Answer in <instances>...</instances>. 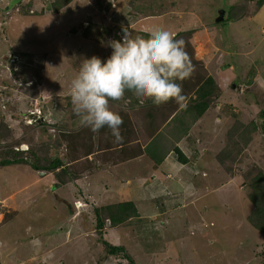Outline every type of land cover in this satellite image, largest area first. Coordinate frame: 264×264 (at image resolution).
Listing matches in <instances>:
<instances>
[{
	"label": "rangeland",
	"instance_id": "rangeland-1",
	"mask_svg": "<svg viewBox=\"0 0 264 264\" xmlns=\"http://www.w3.org/2000/svg\"><path fill=\"white\" fill-rule=\"evenodd\" d=\"M54 1L0 0V160L13 150L32 163L35 158L29 151H33L38 163L46 164L44 158L59 153L64 166L68 164L60 134L82 127L73 113L71 80L83 59L96 56L106 61L112 52L109 43L115 40L114 33L100 40L84 37L89 25L95 31L100 26L126 28L133 36L163 28L175 33L176 39L189 41L197 69L214 78V107L204 114L203 122L210 129L222 127L216 158L226 174L242 181L243 189L238 190L237 182L225 183L212 195L215 199L207 203L203 196L182 210L180 201L141 202L144 218L116 227L106 220L103 230L97 231L95 207L118 202L112 192L105 198L100 195L101 180L107 181L103 174L94 172L99 189L93 194L109 201L83 211L94 198L81 200L83 205L75 201V187L66 182L67 176L48 172L55 177L52 183L51 177L43 178L29 165L0 167V217H13L0 226V257H5L0 264H131L124 254L109 256L104 240L125 247L135 264H264V232L248 220L255 209L251 197L256 194L249 186L253 168L264 173V134L260 129L253 132L246 146L237 142V136H227L234 120L258 124L264 120V26L256 25L257 0H72L52 10ZM231 8L233 16L241 18H230ZM220 9L225 10V18L215 26ZM186 30L191 37L181 35ZM117 35L122 41L123 33ZM252 66L258 68L253 78ZM248 83L246 96L240 85ZM249 96L252 101L247 103L244 98ZM37 107L58 127H47L42 134L37 122L28 121V113ZM109 107L117 114L132 108L116 101H110ZM181 113L183 121L173 128L178 134L201 120L191 124L194 111L187 112L190 119ZM103 139L119 144L113 136ZM157 141L161 143L162 137ZM147 157L143 164H157L154 156ZM123 171L133 173L128 168ZM143 172L144 168L139 173ZM56 183L61 186L55 188ZM65 201L75 211L71 213Z\"/></svg>",
	"mask_w": 264,
	"mask_h": 264
},
{
	"label": "trees",
	"instance_id": "trees-1",
	"mask_svg": "<svg viewBox=\"0 0 264 264\" xmlns=\"http://www.w3.org/2000/svg\"><path fill=\"white\" fill-rule=\"evenodd\" d=\"M72 0H55L54 3H52L51 9L52 10H59L66 4L70 3ZM257 10L264 4V0H257ZM234 8H231L229 11V16L232 19H239V17L233 16ZM214 18V17H213ZM224 20V19H223ZM222 20V21H223ZM216 23H221V21L217 22L216 19L214 20V25L218 26ZM99 31H95L93 28V25H89L85 31L83 32L84 37L91 38L96 37L97 39L103 38L104 34H112L113 39L119 40V37L117 33L120 31L123 33L124 29H110L100 26ZM74 33L77 32V30H72ZM191 31L186 30L185 33H181L183 37H191ZM141 36H144L145 38L148 37L149 32H142L140 33ZM176 36V35H175ZM177 38V37H176ZM185 41V40H184ZM186 42V51L188 52L191 62L194 65L195 71L192 74V76L180 83H182L183 87V94L187 97V103L186 107L181 109L175 102H169L167 104H163L160 106H155L152 102L146 101L143 104H139L138 108L135 106L132 107V104L130 101L128 103H123V98L119 100L120 106H123L125 104H128L131 108L130 111L124 112L120 111L118 114L122 117L123 124L120 127L121 130V136L122 141L119 142L118 145L120 147L118 148V145H112L111 142L108 139H103L107 136H112L110 130L105 127L102 128L99 132H92L89 128L81 127L80 129L76 131H62L60 134L61 142H64L66 144V156L69 164L64 166V160L61 161V154H57L52 156L49 160L47 158H44L46 164L38 163L39 157L33 152H31V156L35 158V162L29 163L28 158L19 156V151H13L11 150V155L9 157H6L2 160H0V167H6L16 164H25L29 165L33 170L35 171H45V172H56L58 175L62 174L64 176H67L68 180H74L76 178H79V176L85 172L90 171L93 169V161L88 159V156L97 152L100 154V159L103 162H111L113 164L117 162H124L131 159L138 158L142 154L146 152V154H149L150 156H153L150 152L151 145H158V138L160 139L162 137V146L166 142V145H170L173 140H177L181 135H184L187 132V129L189 130V127L187 125L186 131L182 134H178V131H176L174 128V125L180 120L183 121L182 117L184 118V115L181 113V111L184 112H191L194 111V115L190 120V123L194 124L196 119L202 118V116L212 108L214 107V104L212 102V95H213V80L214 78L212 76L207 77L203 72H201L199 69H197L198 66V59L197 55L194 53L193 49H191L189 41ZM252 70H250V76L253 78V75L257 71L254 66H252ZM250 84L252 83L250 80ZM216 80V79H215ZM25 83H29L31 81H26V79H23ZM253 81V80H252ZM218 84V83H217ZM237 84V82H236ZM252 85V84H251ZM249 83L246 86H241L242 90L248 95L249 88L251 87ZM239 86V83H238ZM237 85L234 87H238ZM130 91H126L125 98H129L128 95L130 94ZM250 99L244 98L245 101L248 103L249 101H252V98L249 96ZM131 99V98H130ZM134 102L139 103L140 101L135 99ZM133 102V103H134ZM257 103V101L255 102ZM213 104V105H212ZM138 106V105H137ZM216 108V107H215ZM262 115V109L260 111ZM187 116L189 118V114L187 113ZM263 116V115H262ZM227 117V115H226ZM230 118H232L230 116ZM139 119L145 121V126H141L139 123ZM190 119V118H189ZM148 120H151L148 124ZM174 120V121H173ZM241 120V119H239ZM48 123V124H46ZM188 121L187 124L191 125ZM163 126V134L161 136H158L153 139V136L157 130H159ZM37 127H40L41 133H45L47 130V127L50 128H56L58 127V124L56 121L47 120L44 123H38ZM221 127V126H220ZM219 127V128H220ZM144 128V129H143ZM258 129L262 130V133L264 134V120L257 123V120H252L250 122L241 123L240 121H235L231 123V127L228 128V137L237 136V142L243 141V146H246L248 142L251 140V135L253 132L257 131ZM62 130V129H61ZM142 130L144 132H142ZM179 133L180 130L178 129ZM222 130V127H221ZM170 132V134L168 133ZM221 135V133H220ZM234 139V138H232ZM147 146L144 149V146ZM174 155L176 156V160L181 163L185 164L188 160L184 153L179 149L178 146H174L172 149ZM232 154V151H231ZM158 157V156H157ZM156 158V155L153 157ZM158 159V158H157ZM155 159V162L157 164L161 162L160 160ZM220 161V160H219ZM38 163V164H37ZM255 171V174L252 179H250V187L255 191V196L251 197V201L253 202V205H255L254 211L249 215L248 220L252 223L253 226H255L259 231L264 232V173L255 166L253 168ZM55 173V174H56ZM66 181V182H67ZM65 182V183H66ZM63 184V182H61ZM254 193V192H253ZM94 214L96 217V229L97 231L103 230L105 226V221L109 220L112 227H116L118 225H124L129 224L132 221V218L138 217L139 212L137 210L136 205L131 202H119L116 204H109L104 207H95ZM13 217L9 216L5 218L4 216L0 217V226L5 225L9 222H11ZM131 219V220H130ZM105 247L107 248V254L109 256H116L118 257L121 254H124V258H127L131 264H135L131 258V256L126 252L125 247L120 245H113L107 240L103 241ZM125 252V253H124ZM5 258L4 256H1ZM0 257V262H2V259Z\"/></svg>",
	"mask_w": 264,
	"mask_h": 264
},
{
	"label": "clouds",
	"instance_id": "clouds-1",
	"mask_svg": "<svg viewBox=\"0 0 264 264\" xmlns=\"http://www.w3.org/2000/svg\"><path fill=\"white\" fill-rule=\"evenodd\" d=\"M109 47L112 52L106 61L96 56L83 59L71 80V103L80 126L94 133L107 127L116 142H121L123 120L109 103L121 100L126 91L141 104L150 100L155 106L175 102L181 109L186 107L180 82L190 78L195 67L183 39H176L175 33L163 28L153 29L147 38L124 29L122 41L112 40ZM27 116L32 123L47 120L38 107Z\"/></svg>",
	"mask_w": 264,
	"mask_h": 264
},
{
	"label": "crops",
	"instance_id": "crops-1",
	"mask_svg": "<svg viewBox=\"0 0 264 264\" xmlns=\"http://www.w3.org/2000/svg\"><path fill=\"white\" fill-rule=\"evenodd\" d=\"M258 10L259 11L255 15L258 19V21L256 20L258 22H256V25L258 27H263L264 4ZM257 69L258 68H256V70ZM255 73H257V71ZM128 97L129 98L123 97L122 102L128 103V101H130L132 106L135 105L136 107L137 102L135 103L134 100H131H136L133 93L131 92ZM116 102L120 105V101ZM203 116L201 120L194 125H191V128L189 127L190 129L187 130L184 136L181 135L177 140H173L170 145H166L165 142L162 146V141L161 143H158L157 146L156 144L151 145L149 150L153 156L156 155L155 159L158 158L157 160L161 161L159 164H143L142 162L144 159L149 156L146 152L138 158L124 162H117L115 164L111 162H103L98 159L97 152L89 155L88 159L93 161V169L83 172L79 178L67 181L69 186L75 187V201H79V203L83 205L81 200H90V197L94 198L91 201L93 204L88 202L81 208L83 211H87L88 208L96 206L97 203L105 204L106 201L109 200L99 199V197H95L93 194L99 189V187H102V193L100 194L102 195V198H105L107 193L112 192L114 197H118L117 203L127 201L133 202L139 212V216L135 218L139 220V218H144L139 206V203L141 202L155 203L158 200L180 201L179 203H181V205L179 206V209L182 210L184 205L188 206L189 203L193 204L198 198L202 200L204 199L202 198L203 196H206L207 203L211 198L215 199L212 195L215 192H219L221 185L225 183L230 184L232 181L237 182L239 185L238 190L240 191L243 189V185L241 184L242 181L237 180V178L234 177L235 174L232 176L226 174L222 168V163L216 158V154L220 150V144L222 141L220 135V133L222 134V131L219 128L220 126L210 129L208 124L207 126L204 124ZM139 121H141L139 124L144 127L145 122L142 123L141 119H139ZM150 121L151 120H148V124ZM163 130L164 128L162 126L155 132L153 139L161 136ZM142 132L144 131L142 130ZM174 146H178L186 156L188 161L185 164H181L176 160L172 151ZM119 147L120 145H118V148ZM146 147L147 146L145 145L144 149ZM126 168L131 169L133 173H130V175L125 174L123 170ZM143 168L145 169V172L142 174L139 173ZM134 170H137L138 173H135ZM94 172H99L104 175V178H107V181L101 180L103 181V186L98 187L99 180L97 179L99 178H97V174ZM106 174H109V176H106ZM40 175L43 178L51 177L52 183L55 181L53 174H47V172H44ZM112 179L114 182L110 183ZM204 185L207 187L203 189L202 187ZM60 186H56L55 188ZM65 203L70 206L71 213L75 211L70 202L65 201ZM132 219L134 220V218ZM131 223H129V225ZM156 227H158V225H155L154 228Z\"/></svg>",
	"mask_w": 264,
	"mask_h": 264
},
{
	"label": "water",
	"instance_id": "water-1",
	"mask_svg": "<svg viewBox=\"0 0 264 264\" xmlns=\"http://www.w3.org/2000/svg\"><path fill=\"white\" fill-rule=\"evenodd\" d=\"M224 15H225V10L223 9H220L218 11V17L216 18V21L219 22V21H222L224 19ZM233 88H234V85H233ZM44 119L43 118H40V123L43 122ZM43 174V172H41ZM58 186V185H55V187Z\"/></svg>",
	"mask_w": 264,
	"mask_h": 264
},
{
	"label": "built area",
	"instance_id": "built-area-1",
	"mask_svg": "<svg viewBox=\"0 0 264 264\" xmlns=\"http://www.w3.org/2000/svg\"><path fill=\"white\" fill-rule=\"evenodd\" d=\"M37 112H38V114H40V111H37ZM36 119H37V118H33L32 121H35Z\"/></svg>",
	"mask_w": 264,
	"mask_h": 264
},
{
	"label": "bare ground",
	"instance_id": "bare-ground-1",
	"mask_svg": "<svg viewBox=\"0 0 264 264\" xmlns=\"http://www.w3.org/2000/svg\"><path fill=\"white\" fill-rule=\"evenodd\" d=\"M38 247V246H37ZM36 248V247H35ZM34 251V250H33ZM35 252V251H34Z\"/></svg>",
	"mask_w": 264,
	"mask_h": 264
}]
</instances>
